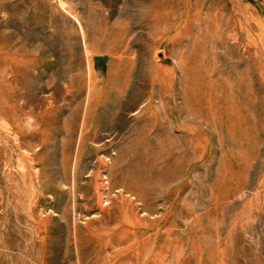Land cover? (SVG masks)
<instances>
[{"label": "rangeland", "instance_id": "rangeland-1", "mask_svg": "<svg viewBox=\"0 0 264 264\" xmlns=\"http://www.w3.org/2000/svg\"><path fill=\"white\" fill-rule=\"evenodd\" d=\"M0 264H264V0H0Z\"/></svg>", "mask_w": 264, "mask_h": 264}]
</instances>
